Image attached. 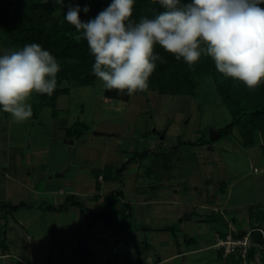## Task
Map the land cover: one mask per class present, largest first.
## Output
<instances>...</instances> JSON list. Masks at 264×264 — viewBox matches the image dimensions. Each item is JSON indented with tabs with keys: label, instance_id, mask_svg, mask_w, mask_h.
<instances>
[{
	"label": "rangeland",
	"instance_id": "rangeland-1",
	"mask_svg": "<svg viewBox=\"0 0 264 264\" xmlns=\"http://www.w3.org/2000/svg\"><path fill=\"white\" fill-rule=\"evenodd\" d=\"M73 2L77 0H64L63 7L55 13V17L65 21L63 15L67 13ZM182 2L187 3L189 0H182ZM85 7H88L89 11L84 12L83 21L92 18L89 5L85 4L83 9ZM260 7L264 8L261 5ZM20 9L16 4L9 5L6 0H0V19L8 17L6 27L0 28V55H4L9 49L20 50L23 47L14 40V36L16 37L19 33L18 26L22 20V13L27 11L25 7L23 8L25 12ZM190 69L191 67L183 59L177 61L174 57L173 64L163 76L157 77V81L161 83L180 80L188 75ZM67 83L69 82L66 80L62 82L63 85ZM103 89V82L99 79L88 85H70L68 91L57 99L56 106L62 110L58 113V117L54 118L50 107H44L39 109L36 116L32 114L31 118L24 122H15L10 114L8 119L0 108V146L6 150L4 156L8 157L7 161H0V201L12 204L24 201L26 204L34 203L35 205L31 209L20 207L15 212L0 209V226L3 228L8 224L5 227L8 254L4 255L0 247V264H18V261L24 264H45L48 255L51 256L54 264H77L75 257L67 259L66 256L71 253L78 241H83L81 248L91 254L92 264H111L110 260L113 262L114 257H116L114 264H133L137 259V250L144 252L143 258L147 261L149 257L163 258L188 247L183 243L185 233L179 229L175 207L180 209L181 203L185 201L179 196L180 194L193 195L196 192L194 191V185L198 182L196 178H199L204 169L209 170V166H212L214 170L217 167L225 168L224 165L236 159V169L231 177L244 174L248 170L251 171L249 177L259 176L262 173L258 171L259 168L250 166L247 154H232L216 147L224 144L226 140H233L234 136L238 137L237 128H235L236 132L217 140L212 150L208 149V145H202L200 154H195V149L181 143L182 140L187 139L197 141L203 136L209 139L210 130L218 129L232 119L229 108L221 101L210 77L200 82L192 95L172 97L161 95L156 91L145 93L137 91L126 101H110L107 103L109 109L104 107L106 104L103 102ZM37 96V93H33L28 101L32 106V113L38 101ZM75 121L84 122L89 128L84 133L83 141L77 140L78 137L69 138L68 141L75 139L74 143L64 144L67 152L60 161L61 164L66 163L70 167L67 176L73 179L67 187L74 189L82 185L85 188L91 187L89 183H91L93 168L118 177L117 170L124 163L126 167L122 177L124 182L127 181L126 187L123 189V184L118 181L105 183L102 189L105 193L117 188L123 189L125 196L131 195L136 189H139V194H149L152 191L149 187L152 180V184L154 182L159 184L158 180H164L166 184L161 182V190H158L155 195L156 199L170 201L164 205L167 206L172 218L151 220L150 223L154 227L175 225L179 229H176L178 230L176 236L171 235L170 231L155 228L143 230L145 221L129 223L126 226L120 223L116 226L122 212L105 214L106 219L111 221V224L106 226L104 219H93L88 213L85 221L77 222L80 211L76 207L70 206L62 212H47L37 206L40 201L52 202L53 196L58 195L57 193L55 195L37 193L35 190L43 188L46 183L53 184L55 180L60 179L55 176L57 172H52L53 169H51L56 163L58 154L60 157V148L57 143H64V139H57L61 137L62 126H72ZM154 128L161 130L162 133L168 128L164 142L159 140L160 142L155 143L161 144L159 156L155 163L137 165L138 158L133 156L148 150L151 146L154 147L155 141L151 140V137L148 138V135L153 134ZM97 131L105 132L106 136L94 135L93 133ZM51 139L55 140V143H51ZM154 140L158 141V139ZM45 145H48L49 150L34 155V158L42 162L41 164L44 163L45 169L53 173L52 179H41L43 175L37 172L40 167L38 163L28 162V154H31L33 147L39 146L43 149ZM174 146H177L176 150H179L177 153L173 151ZM257 153H259L258 150ZM231 165L234 167L232 163ZM139 169L140 175L146 181L142 182L143 184L135 181ZM62 182L64 183L63 180ZM241 183L243 182H240L238 186H241ZM183 185L187 186L186 189L182 187ZM200 186H202L201 183ZM252 188L251 180L248 197L254 200L256 195ZM176 190L179 194L178 198L174 199L172 195H175ZM59 197L63 199L65 195H59ZM85 197L80 198L84 201ZM86 199L85 204L94 207L91 199ZM240 199L241 194H236L234 191L231 203ZM88 217L91 221L96 220L91 229V221L89 222ZM130 225L133 226V233L128 237L124 236ZM99 232H105L106 235L100 237ZM238 235L221 236L220 239L216 236L214 239V245L217 244L223 251V256H227L228 263L264 264V240L260 232L241 231ZM236 238L244 240L245 246L240 247L241 251L237 248L236 251L228 252L227 249L231 246L230 241ZM117 240L119 242L115 244ZM212 258V250H206L187 254L185 257H175L163 264H219L216 260L208 262Z\"/></svg>",
	"mask_w": 264,
	"mask_h": 264
},
{
	"label": "clouds",
	"instance_id": "clouds-1",
	"mask_svg": "<svg viewBox=\"0 0 264 264\" xmlns=\"http://www.w3.org/2000/svg\"><path fill=\"white\" fill-rule=\"evenodd\" d=\"M134 2L112 0L87 21L80 19L78 6L63 15L78 33L75 39L87 42L95 61L93 75L105 89L126 90L129 96L147 91L157 61L166 63L154 54L156 45L189 67L202 55L210 57L220 74L250 91L264 81V0H158L163 11L138 21L132 19ZM60 70L56 57L38 43L0 55L3 112L15 122L30 119L32 94L51 95Z\"/></svg>",
	"mask_w": 264,
	"mask_h": 264
},
{
	"label": "crops",
	"instance_id": "crops-1",
	"mask_svg": "<svg viewBox=\"0 0 264 264\" xmlns=\"http://www.w3.org/2000/svg\"><path fill=\"white\" fill-rule=\"evenodd\" d=\"M71 85H74V84H71ZM60 95H58V97ZM161 95H170V94H161ZM170 96L173 97V96H188V95L176 94V95H170ZM103 97H104L103 102L106 105L110 101H114V100L123 101V100H117V99H110V98L105 97L104 95ZM57 99H56V102H57ZM56 102L53 106L44 105L41 107V109L44 107H50L52 111V117L53 118L58 117V113L62 109L57 108ZM106 105L104 107L109 109L110 108L109 104L107 106ZM5 116L8 117L9 114L5 113ZM104 118H105V115H104ZM38 122L41 123V121H38ZM62 127L63 128H61L62 130L61 137H59L60 139H57V140L64 139V143L63 142L57 143V145L60 148L59 149L60 157L58 154V156L55 159L56 160V163H54L55 165L51 167V169H53L52 172H57L55 175L56 178H60V179H58L57 181L55 180L53 184L46 183L43 188L41 189L37 188L35 190L37 193H43V194L51 193L54 195L57 193L58 195L53 196L52 202L50 203L46 201H40V203H38L37 205L39 206L40 209H43L47 212L66 211L71 205L68 208L60 210V211L49 210V209H46L45 206L46 205L58 206L65 201L67 195L74 194L78 200H80L86 207L92 209L94 213L103 214V215L110 213V215H112L115 213L122 212L123 214H128L129 216L127 217V220L124 222V226L128 225L129 223L136 224V222L138 221H140L141 223L145 221L146 225L142 227L143 230H146V229L152 230L151 228H155L156 230L169 231V230L164 229L165 227L169 225H159L158 227H154L150 223L151 220L153 221L157 219L160 221L163 219L166 220L165 218H169V219L172 218V216L168 213V210L166 208L167 206H165L170 201L167 202V200H164V199H156V195H155L158 190H161V185H162L161 182L166 184V181L164 180L163 181L158 180L157 183L159 184H154L155 182L152 184V181H153L152 180L151 183H149V187H151L152 189L151 193L149 194H143V193L139 194L138 192L139 189H136L135 191L133 190L131 195L127 194L125 196L123 189L126 187L127 181L125 180L124 182V178L122 177V174H118V177H114V176H110V174L108 175L106 172H103L101 170L102 173L96 176L95 172L99 169L93 168L91 169V176H92L91 183H89L91 187L88 186V188H85L83 187V185L80 187L78 186V188H75V189L67 187V186H70L69 185L70 181L71 180L73 181V179H71L70 176H67L70 170V167L66 163L61 164L60 158L64 155L65 152H67L66 151L67 147H65L64 144H73L75 141V139H73L72 142L70 143L68 139L77 138V137H72V136L67 137L66 130L68 127H70V125H65ZM222 127L218 129H212L218 134L214 135L215 138L213 140H211L209 137L210 142L205 141L204 143H201V141H199L200 138H198L197 143H195L196 141L193 139L182 140L181 143H184L185 145H187L188 148L191 147L192 149H195L194 151L195 154L196 153L200 154V148L202 147V145H208V149L212 150L214 144L217 143V140L225 137V136H220V129ZM235 128H237L238 137L234 136L233 140H226L224 144L222 145L219 144L216 147L221 148V150H223L224 152H228L232 154H239V153L247 154L250 166H252L253 168H259L258 171L262 172L261 173L262 175L260 174L259 176L249 177V175L251 174V171L248 170L244 174H238V175H234V177H231V175L236 169V162H237L236 159L224 165L225 168L217 167V169L214 170L213 168H211L212 166H209V170L204 169L203 172L200 173L199 178H196V182L198 180L197 184L194 185V191L196 192H194L193 195H187L186 193L180 194L179 196L184 198L185 201L181 203L180 209H177L175 207V210L177 211L175 213L176 214L175 216H176V221L179 224V229H182L185 233L184 234L185 236L183 238V243H185L188 247L186 249H179L176 251V253L167 255L163 258L156 257V259H154L152 257H149V261L143 258L144 257L143 251L137 250L136 251L137 259H136V262L133 264H163L165 262H168V260L169 261L173 260L175 257L177 258L185 257L187 254L199 253L201 251H206V250L208 251L212 250L213 252V258L210 259L208 262H213L216 260L219 264H229L228 261L226 260L227 256L225 257L223 256V251H221L220 255L218 254L219 248L217 244L214 245V239L216 236H217L216 237L217 239H220V237L223 235L237 236L238 233L241 231H247L250 233H253L256 231V232L261 233L262 239L264 240V219L258 222H251L249 218V207L251 206L256 207L261 213L264 214V154L261 148V137H260L259 132H256L254 133V136L256 138L255 143L251 145L249 144L245 145L243 143V136L241 134V130L239 129V127L237 126L234 127L230 133L236 132ZM167 129H165L163 133L161 130H157V128H154L152 130L153 134H151V136L148 135V138L151 137L150 139L155 141L154 147L151 146V148H148L149 152L146 157H144L143 159L138 158L137 165H141L142 163L152 164L153 162L154 163L156 162V158L157 156H159V152H158L160 148L159 146H161V144L160 145H156V144L157 142H160V141L162 143L164 142ZM93 134L99 135L102 137L106 136L105 132L97 131V132H94ZM84 135L85 134L78 136L77 140L83 141L85 137ZM229 135L230 134L226 136H229ZM202 138L205 139L204 136ZM154 139H158V141ZM54 141L53 139H51V143H55ZM33 148L34 149L32 150L31 154H28V162L31 163L34 161L35 163H38L40 167L37 172L43 175L41 179H52L54 176L53 173H50L49 169L48 170L47 168L45 169L44 163L41 164L42 162H38L36 158H34V155L40 152H43L44 150L46 151L49 150L48 145H45L43 149L42 147H39V146L33 147ZM257 150L259 153H257ZM178 151L179 150H177L176 153ZM5 152L6 150L4 149V147L0 146V161L1 162L3 160L7 161L8 159L7 156H4ZM231 163L234 165V167H232ZM157 164H159V162ZM169 168H172V166H169ZM3 170L5 171V173L7 172L5 168ZM139 172H141L140 169L138 173ZM104 174L108 176V179L104 177ZM62 180L64 181V183L62 182ZM251 180L253 181V188L251 190H254V193L256 195L254 196L255 197L254 200L253 199L251 200V198L248 197L249 195L248 191L250 190L249 186L251 185ZM117 181L123 184V189L116 188L113 191L107 192V193H105L102 190L105 183L117 182ZM135 181L138 182L139 184H143L146 182L144 177L141 176L140 173L136 176ZM240 182H243V183H241V186H238ZM200 183L202 186H200ZM97 184L99 185V188H97ZM182 187L186 189L187 186L183 185ZM234 191H236V194H241V199L234 203H231V198L234 194ZM178 194H179V191L176 190L175 195H172L173 198L177 199ZM59 195L60 196L65 195V197L62 199V197H59ZM80 197H85V200H87L86 198L91 199V203L94 204V207L93 205L85 204L86 201L85 200H84L85 202L82 201ZM21 202H24V201H21ZM160 204H163V205L161 206ZM28 205H31V207H28L29 209L35 206L34 203H29ZM71 207H75V206H71ZM187 211H191L194 215L200 217V220L193 221L191 219H183L181 217V214ZM86 215L87 213L86 214L84 213L81 216L79 212V215H78L79 217L77 219V222L85 221ZM90 221L91 220L89 219V222ZM95 221L96 220H92L91 221L92 223L90 222V229H91V226L94 225L93 222ZM7 225L8 224H6V226ZM132 228L133 226L130 225V227H128L129 229L128 232L124 236H127V237L131 236V234L133 233ZM98 235L101 237V236H105L106 233L99 232ZM185 237L192 238L193 241H191V243H188ZM118 242L119 240H117L115 244H117ZM78 244L83 245V241H78L77 244L75 243L74 247L77 246ZM177 245H179V243H177ZM24 247L25 249L27 248L26 245ZM106 261L108 262V259H106ZM115 261H116V257L113 258V262H111L110 260V263L114 264Z\"/></svg>",
	"mask_w": 264,
	"mask_h": 264
},
{
	"label": "trees",
	"instance_id": "trees-1",
	"mask_svg": "<svg viewBox=\"0 0 264 264\" xmlns=\"http://www.w3.org/2000/svg\"><path fill=\"white\" fill-rule=\"evenodd\" d=\"M6 2L9 5H18V7L21 8L20 11L23 12H25L23 8H27L26 13H22V20L18 26L19 33L16 37L14 36V40L21 46L31 43L40 44L43 49L50 51L56 57L61 67V70L57 74V87L54 92L51 95L38 94V101L33 110L34 116H36L42 106H53L58 95L66 93L71 84L88 85L94 83L98 79L92 72V65L95 61L88 50L87 42L84 40L77 41L75 37L78 33H76L74 26L68 24L67 21H60L55 17V13L63 7L64 0H62V3H57V0H47L44 2L41 0H6ZM111 3L112 0H77V2L71 4V7L78 6L81 9L79 16L83 21L85 18L83 11L85 4L89 5L92 18H95L100 11L107 8ZM261 6L264 7V4H261ZM160 11H163V9L160 7L158 0H135L132 19L138 21L141 16L154 18ZM7 22L8 17H2L0 19V28H5ZM154 54L162 56L166 63L157 61V67L149 78V89L145 92L156 91L161 94L192 95L195 93L199 83L210 77L214 84V89L217 91L221 101L229 108L232 115V119L220 129V136L228 135L231 130L237 126L241 130L243 143L245 145H251L256 141L254 133L259 132L261 137V148L264 154V81L261 82L256 90L250 91L243 83L233 80L232 78H225L223 74H220L216 70L213 60L210 57L202 55L201 59L191 67L190 72L184 78L159 83L157 77L164 75L173 64L174 57L159 45L154 47ZM63 80L69 83L63 85ZM103 95L110 99L123 101L128 100L130 97L126 94V90L124 94H121L118 90H107L105 88ZM88 128L89 127L84 122L75 121L72 126L67 128L66 135L67 137H78L87 132ZM205 139L201 137L199 141H201V143L210 141L209 139ZM197 141L195 143H197ZM176 149L177 146H174L173 151H177ZM148 152L149 150H144L142 153L136 154L133 157L143 159L148 155ZM125 167L126 164L124 163L118 168L117 173L122 174ZM101 173V170L95 172L96 176ZM104 177L108 179L106 174H104ZM97 188H99L98 184ZM70 205L79 208L81 216L84 213H88L93 219H104L106 226L111 224V221H108L105 215L94 213L92 209L86 207L78 200L74 194L67 195L65 201L58 206L46 205L45 208L60 211L68 208ZM20 207H31V205L25 202L12 204L11 202L0 201V209L4 208L8 212H13ZM128 216V214H122L116 226L120 223H124ZM249 218L251 222H258L264 219V214L256 207L251 206L249 207ZM5 227L6 225H4L3 228L0 226V247L4 255L8 254ZM176 227L175 225H170L164 229L169 230L176 236V229H178ZM185 239L188 243L193 241L192 238L189 237H185ZM81 247L82 244L75 246L71 253L66 256L67 259L75 257L77 264H92L91 254ZM221 251L222 250L219 248V255ZM67 259L65 258V262H67ZM17 263L24 264L20 261ZM45 264H54L50 255L47 256Z\"/></svg>",
	"mask_w": 264,
	"mask_h": 264
},
{
	"label": "built area",
	"instance_id": "built-area-1",
	"mask_svg": "<svg viewBox=\"0 0 264 264\" xmlns=\"http://www.w3.org/2000/svg\"><path fill=\"white\" fill-rule=\"evenodd\" d=\"M261 231V230H260ZM245 238V237H244ZM220 243H222V242H220ZM226 244H227V242H226ZM230 244H231V246H230V248H226L227 250H228V252H230V251H236L237 250V248H238V250H240L241 251V249H240V247L243 245V246H245V242H244V240H242L241 238H236V239H233V240H231L230 241ZM221 245V244H220ZM222 245H225V244H222ZM219 247V246H218ZM242 255H244V254H242Z\"/></svg>",
	"mask_w": 264,
	"mask_h": 264
},
{
	"label": "water",
	"instance_id": "water-1",
	"mask_svg": "<svg viewBox=\"0 0 264 264\" xmlns=\"http://www.w3.org/2000/svg\"><path fill=\"white\" fill-rule=\"evenodd\" d=\"M215 134L217 135L218 133L215 132L214 130H210V139H211V140H213V139L215 138V136H214ZM69 142L71 143L72 140H70ZM182 218H183V219H191V220H193V221H198V220H200V217L194 215L191 211H187V212H185Z\"/></svg>",
	"mask_w": 264,
	"mask_h": 264
}]
</instances>
